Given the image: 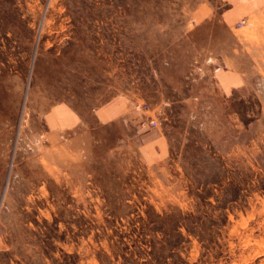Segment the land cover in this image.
<instances>
[{
	"label": "rangeland",
	"instance_id": "374dc122",
	"mask_svg": "<svg viewBox=\"0 0 264 264\" xmlns=\"http://www.w3.org/2000/svg\"><path fill=\"white\" fill-rule=\"evenodd\" d=\"M231 6L0 0V264H264V54Z\"/></svg>",
	"mask_w": 264,
	"mask_h": 264
},
{
	"label": "crops",
	"instance_id": "0c3cea01",
	"mask_svg": "<svg viewBox=\"0 0 264 264\" xmlns=\"http://www.w3.org/2000/svg\"><path fill=\"white\" fill-rule=\"evenodd\" d=\"M227 1L231 2L232 6L227 11L226 16L222 18L223 27L230 29V27L246 19L245 28H247V33H245L244 40L253 42V50L256 54H264V48L261 49L264 44H258L260 45L258 46L256 43L257 40L264 39V0ZM229 74L232 76V72ZM224 78H226L227 81L228 79L230 80L228 83H231L233 79L228 76Z\"/></svg>",
	"mask_w": 264,
	"mask_h": 264
},
{
	"label": "built area",
	"instance_id": "2783aa9c",
	"mask_svg": "<svg viewBox=\"0 0 264 264\" xmlns=\"http://www.w3.org/2000/svg\"><path fill=\"white\" fill-rule=\"evenodd\" d=\"M246 24V20L242 21L239 23V26H244ZM221 68L217 67V69L215 70V72H220ZM141 127L143 128H149V129H156V127L158 126L157 124V120L154 119L152 116L147 118V119H143L140 122Z\"/></svg>",
	"mask_w": 264,
	"mask_h": 264
}]
</instances>
